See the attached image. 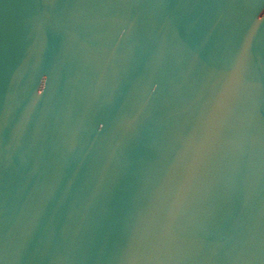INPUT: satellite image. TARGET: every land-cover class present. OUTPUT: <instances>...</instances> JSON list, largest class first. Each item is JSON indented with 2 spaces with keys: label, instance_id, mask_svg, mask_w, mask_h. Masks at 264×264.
Here are the masks:
<instances>
[{
  "label": "water",
  "instance_id": "95a60500",
  "mask_svg": "<svg viewBox=\"0 0 264 264\" xmlns=\"http://www.w3.org/2000/svg\"><path fill=\"white\" fill-rule=\"evenodd\" d=\"M0 264H264V0H0Z\"/></svg>",
  "mask_w": 264,
  "mask_h": 264
}]
</instances>
